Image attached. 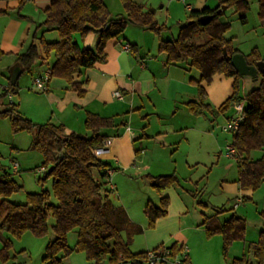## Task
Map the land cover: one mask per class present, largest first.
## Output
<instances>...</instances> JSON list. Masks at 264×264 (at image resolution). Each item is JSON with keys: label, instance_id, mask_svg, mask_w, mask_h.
<instances>
[{"label": "trees", "instance_id": "trees-1", "mask_svg": "<svg viewBox=\"0 0 264 264\" xmlns=\"http://www.w3.org/2000/svg\"><path fill=\"white\" fill-rule=\"evenodd\" d=\"M250 1L218 0L213 8L207 5L199 9L190 8L187 22L180 27L178 35L171 39L159 36L157 48L158 52L167 54V63L185 62L189 68L198 71V78L190 79L197 84V99L186 103L193 115H200L209 109L204 102L206 94L200 82H209L214 74L233 77L232 92L217 110L225 112L234 104L243 102L244 118L231 137L238 164L237 182L242 189H255L264 180V156L255 160L249 157L250 151L264 149V73L256 74V78L259 75L257 86L240 95L242 75L230 63V57L239 50L223 35L229 23L219 20L222 10L217 13V9L223 5L226 8L233 7L240 22L245 23ZM121 2L124 15L112 16L103 0H51L44 10L45 17L40 25L46 30L56 31L58 37L49 41L42 35L33 34L26 49L15 57L21 74H32L34 64L46 62L52 54L54 60L47 81L52 77L63 78L78 95H82V83L77 80L80 71L105 61L107 41L122 34L128 23L154 30L158 35L164 28L155 20L152 9L145 10L133 0ZM257 4L258 17L264 20V0H257ZM202 15L212 17L202 24ZM76 33L82 39L95 33V47L80 46L74 39ZM200 35L204 39L195 42L194 37ZM223 47L227 55L223 54ZM129 48L136 53L135 44H129ZM2 54L0 51V57ZM244 57L250 65L264 60V55L255 47ZM17 87L18 79L14 83L10 80L6 88L1 90L0 117L9 119L13 132L26 131L31 135L30 148L42 155V179L52 176V192L57 203L50 202V193L46 189L28 192L24 203L9 200L13 192L21 189V185L2 163L0 153V235L7 232L11 237L19 238L29 231L36 236H44L51 230L52 234L41 258L42 264H63V258L72 252L67 241V234L72 230L77 235L76 250L83 252L92 264H139L147 261L149 251L134 252L129 247L133 236L142 232V227L129 217L123 205L111 202V190L105 186L109 164L93 152L106 140V135L98 130L113 126L112 117L88 112L84 126L91 131L90 135L67 130L63 124L34 122L19 113L16 103L10 101L4 104L2 101L9 92H15ZM94 171L98 172L99 177L95 176ZM148 181L160 197L158 205L148 201L143 209L148 218V227L151 228L157 218L167 213L169 198L164 190L171 185H180V181L174 172L149 174ZM222 212L224 209L204 214L200 224L204 227L206 238L221 235L222 256L226 259L232 242L244 238L246 219L233 213L221 221L218 215ZM50 217L53 223H49ZM1 241L0 259L5 261L12 257V241L8 237ZM248 248L257 258V264H261L264 259V231L260 232L257 241L249 243ZM183 250V245L173 242L168 247L160 244L151 251L156 256H162L158 261L160 264H173L175 258H179L182 264H189L188 257H183ZM230 264L251 263L241 256L233 258Z\"/></svg>", "mask_w": 264, "mask_h": 264}, {"label": "crops", "instance_id": "crops-1", "mask_svg": "<svg viewBox=\"0 0 264 264\" xmlns=\"http://www.w3.org/2000/svg\"><path fill=\"white\" fill-rule=\"evenodd\" d=\"M50 1L0 0V51L3 53L0 57V92L6 88L11 78L17 75L19 100L16 104L21 115L38 123L63 124L67 130L80 134H91L84 126L88 112L101 117H112L113 126L98 130L106 135L105 141L108 142L106 150L98 157L109 164L107 170L111 173L105 186L111 190V202L115 203L112 193L116 192L115 199L125 207L129 217L142 227V232L135 234L131 240L129 247L132 251H151L160 244L168 247L176 242L184 246V254L188 257L189 264H230L233 258L241 256H244L247 262L257 264V258L248 246L250 242L257 241L260 232L264 231V180L255 189L240 188L237 182L236 158L227 156L223 151L227 131L222 128L225 133L222 137L224 141H221L212 130V122L220 125L229 117L227 111L218 112L217 108L231 94L233 77L214 74L209 82H200L206 94L204 102L209 106L208 111L205 109L202 114L205 118H209L210 114L211 123L197 127L178 126L176 129L173 124L165 122L154 135L146 131L143 124L145 120H141L139 126L135 124V131L131 128L126 130V120H122L121 126L116 127V119H125L134 113L146 112L143 117L149 114L154 117L153 114H157V118H161L164 108L161 102L164 100L167 102L168 111H171L176 107L178 99H184L181 101L188 111L186 103L197 99V84L190 79H197L198 71L189 68L185 62L167 63V54L164 52H158L156 55L144 54L136 43H131L125 33H122L107 41L105 61L80 71L77 80L82 83V95H78L65 79L59 77L50 78L45 90L36 89L32 84L33 78L49 71L54 56L51 54L46 62L34 64L32 74H21L15 57L26 49L33 34L42 35L49 41L57 39L56 31L46 30L40 25L45 17L44 10ZM105 5L107 6L106 3ZM107 8L109 9L108 6ZM190 8L191 6L187 11ZM74 39L80 46L93 49L97 35L90 33L82 39L76 33ZM124 43L135 44L136 53L123 49ZM27 76L30 81L24 80ZM115 90L121 92L122 98L113 96ZM173 113H176V109H173ZM107 131L116 133L115 136L120 132L122 136L112 137ZM121 139L126 146L121 143ZM150 139L156 143L148 144L153 142ZM158 141L162 146L166 144L171 149L167 158L154 157L153 150L150 154L147 153L146 147L159 146ZM131 149L133 153L130 152ZM262 156L264 149L252 150L249 153L252 160ZM150 164L155 165L157 170H151ZM179 166L189 172V180H184L187 186L181 182ZM12 168L16 171L18 164L13 162ZM127 170L136 172L138 177L143 176V185L138 187L137 191H132L133 194L141 192L135 201L134 198H125L121 192V183L117 179L118 172ZM169 171L177 175L180 185H171L164 190V194L169 198L167 213L157 218L154 226L150 228L143 209L148 201L158 205L160 197L149 186L148 175L169 174L164 173ZM205 194H208L207 197ZM217 209H224V212L218 215L221 221L233 213L246 219L244 238L232 242L226 259L222 256L221 235L215 234L206 238L204 227L200 224L204 214H213ZM122 236L125 237L124 232ZM7 237L12 241L10 235ZM76 239V232L72 230L67 240L72 252L63 258V264H76L71 258L72 253L77 252ZM48 240L49 238L44 240V249ZM18 247L22 251L21 254H27L25 245ZM10 254L12 257L5 261L0 259V264H35V260L25 262L21 259L14 247L11 248ZM43 254L44 252L41 258ZM83 258L86 264H92V261L85 258L84 253ZM104 263L108 264H101ZM139 264L160 263L142 261ZM261 264H264V259Z\"/></svg>", "mask_w": 264, "mask_h": 264}, {"label": "rangeland", "instance_id": "rangeland-1", "mask_svg": "<svg viewBox=\"0 0 264 264\" xmlns=\"http://www.w3.org/2000/svg\"><path fill=\"white\" fill-rule=\"evenodd\" d=\"M134 2L141 4L145 10L152 9L154 18L157 23L164 28L161 30L160 34H156L154 30L142 28L138 25L128 23L122 33H125L127 38L131 41V43H136L139 48L142 50L144 54H151L156 55L158 53V41L159 36L162 39H171L178 35L180 27L187 22L188 11L186 5H190L191 8L199 9L204 5H207L211 8L215 7L218 3V0H133ZM104 2L109 7V11L111 12L112 16L117 15H124L122 13L124 11L122 7L121 0H104ZM258 4L257 0L250 1V8L246 13V22H240L238 18V14L234 11L233 7H228L225 10H222V15L220 16V21H227L229 23V28L224 31V36L227 39L231 40V43L234 47H236L240 53L247 54L249 53L254 47L260 52L261 55H264V20L260 19L257 14ZM56 33V32H55ZM195 42H200L204 39L203 35L195 36ZM151 52V53H150ZM150 55V56H151ZM152 58V57H151ZM30 81V77L24 78V80ZM259 82V75L257 79H254L251 76H242L241 77V85H240V95L245 94L251 88L257 86ZM18 88L15 92H9L5 98L2 100L5 104L6 102H14L18 103ZM27 89V87H25ZM180 100V101H179ZM181 100L178 99V103L176 107V113H173V109L168 111L167 109V102H161L163 105V113L160 116L161 118H157V114H153L154 117L149 114L146 117H143L146 113H134L133 116L126 117L125 119H116L118 125L116 127H120L122 120L127 121V128H131V130L135 131L137 125L139 126L141 120H145L143 124H145V128L147 132H152V135L156 134V132L161 128L162 123H171L177 129L178 126L182 127H189V126H201L205 123H211L209 119H211V115L209 114V118H205L203 114L200 115H193L189 110L187 111L186 107L182 103ZM159 104V103H158ZM208 111V109H206ZM217 113V110L215 111ZM219 112V111H218ZM228 116H233L235 114V109L232 106L227 110ZM193 116H191V114ZM227 119L218 125L215 121L212 122V130H214L215 135L221 138V141H224L222 137L224 133L222 131L223 125L226 123ZM137 123V125H135ZM115 127V128H116ZM114 128V129H115ZM108 132V131H107ZM228 134L226 139V146L229 145L231 142L232 133L227 131ZM108 134L112 137H121L122 133L119 132L115 136L116 133H111L110 131ZM123 139V137H122ZM121 139V141H122ZM153 141L152 139H150ZM31 143V135L26 131H18L13 132L10 126V121L8 118L0 117V153L2 155L1 161L2 163L8 167V169L13 173L14 179L18 184L21 185V189L13 192L9 200L15 203H24L26 201V194L28 192H36L40 189H46L50 193V202L53 204L57 203V198L54 196L52 192V176H47L45 179H42L43 174L39 171V167L42 165V155L32 148H30ZM123 143V141L121 142ZM156 142H150L148 144L154 145ZM159 143V141H158ZM125 146L126 144L123 143ZM226 146H224V153H226ZM169 147V146H168ZM167 145L162 146L159 143V146H147L146 148L147 153L150 154V151L153 150L154 157H166L170 153V148ZM160 149V150H159ZM132 149H131V151ZM233 158V157H231ZM13 162L18 164V169L15 171L12 168ZM142 165V164H141ZM151 170H157L155 165H149ZM179 174L182 176L181 182L182 184L187 186V182L184 180L188 179L189 172L184 168L179 166ZM164 173H172L164 172ZM96 177H99L97 171H94ZM142 174V173H141ZM117 179L121 183V192L125 195V198H128L134 201L138 199L141 193L139 194L134 193L133 190L137 191L138 187L143 185V176H139L136 172L133 171H125V172H118ZM140 175V174H139ZM187 176V177H186ZM122 177V179H121ZM189 180V179H188ZM137 189V190H136ZM132 192V193H131ZM114 193V194H113ZM112 196L114 198V204H119L118 201L115 199L116 192H113ZM208 194H205L207 197ZM129 196V197H128ZM191 197V196H190ZM117 202V203H116ZM138 202V201H137ZM136 202V203H137ZM53 218H49V223H53ZM70 232L67 234L70 236ZM51 230H49L48 234L44 236H36L29 231L24 232L19 238L12 237L13 245L12 247L15 248L16 253L20 254V258L28 262L30 260H35V264H40L41 255L44 252V240L46 241L51 236ZM9 234L7 232H3L0 235V245L1 239L7 237ZM22 244V245H21ZM25 245L28 252L27 254H21V250L19 247ZM212 245V244H211ZM214 248V246H213ZM218 248V247H217ZM216 249V248H214ZM213 249V251H214ZM218 250V249H217ZM71 258L74 259L76 264H86L83 258V252L77 251L72 253ZM83 261V262H82ZM105 264V263H104Z\"/></svg>", "mask_w": 264, "mask_h": 264}, {"label": "built area", "instance_id": "built-area-1", "mask_svg": "<svg viewBox=\"0 0 264 264\" xmlns=\"http://www.w3.org/2000/svg\"><path fill=\"white\" fill-rule=\"evenodd\" d=\"M187 8L190 7V5H186ZM123 49L125 50H129V44L128 43H124L123 44ZM47 77H48V72L43 74V75H37L33 78L32 84L36 89L39 90H45L46 89V84H47ZM113 96L116 98H122V94L119 90H115L113 92ZM234 109H235V114L233 116H230L226 123L223 125V130L225 131H229V132H233L235 131L240 122L243 120L244 118V114H243V102H239L234 104ZM108 142H103V144L100 147H97L94 149V154L95 155H100L104 150H106V146H107ZM226 155L227 156H234L235 157V149L232 145V143L230 142L229 145L226 146ZM16 166V165H15ZM43 167L39 168V171H42ZM111 171L108 170L107 171V179L110 176ZM183 250V257H185L186 255L184 254ZM162 256H156V253L154 251H149L148 252V256H147V261L148 263H154V262H158L161 259ZM173 264H182V261L179 258H175L173 260Z\"/></svg>", "mask_w": 264, "mask_h": 264}, {"label": "water", "instance_id": "water-1", "mask_svg": "<svg viewBox=\"0 0 264 264\" xmlns=\"http://www.w3.org/2000/svg\"><path fill=\"white\" fill-rule=\"evenodd\" d=\"M226 6L223 5L217 9V13L221 10H225ZM212 15H202L200 21L202 24L207 23L211 19ZM223 54L227 55L226 48L223 47ZM230 63L235 68V70L242 76H251L256 79L257 73H264V60L257 61L254 65H250L246 62L245 57L242 53H234L230 57ZM17 75L11 78V82L14 83Z\"/></svg>", "mask_w": 264, "mask_h": 264}]
</instances>
